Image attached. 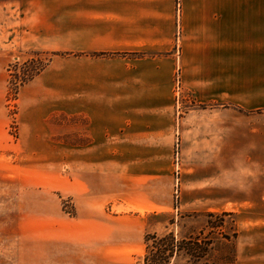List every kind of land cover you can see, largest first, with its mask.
<instances>
[{
    "label": "crops",
    "instance_id": "obj_1",
    "mask_svg": "<svg viewBox=\"0 0 264 264\" xmlns=\"http://www.w3.org/2000/svg\"><path fill=\"white\" fill-rule=\"evenodd\" d=\"M16 52H57L17 89L20 138H47L55 115L78 122L66 164L112 169L113 218L163 213L154 202L173 197L178 215L234 211L244 264V228L264 232V112L231 106L264 108V0H0V145ZM81 188L71 180L62 211H102L105 193ZM147 227L72 225L35 258L138 264Z\"/></svg>",
    "mask_w": 264,
    "mask_h": 264
},
{
    "label": "rangeland",
    "instance_id": "obj_2",
    "mask_svg": "<svg viewBox=\"0 0 264 264\" xmlns=\"http://www.w3.org/2000/svg\"><path fill=\"white\" fill-rule=\"evenodd\" d=\"M49 55L16 52L8 65L6 107L9 123L0 145V264H38L35 254L43 255L40 251L44 249V255H47V248L61 250V246L55 243L65 240L64 231L72 225H103L110 228L116 225L148 226L144 234L142 260L138 264H151L163 259L168 264H236L238 218L234 211H217L213 215H178L174 211L176 202L173 197L169 202H154L160 209H165L163 213L137 218H113V212L109 209L113 192L112 169L106 167L98 171L87 166L81 169L75 164L71 169L66 164L65 130L69 126L70 139H73L78 122L55 115L48 122L53 131L47 138L41 136L36 143L26 136L20 138L16 89L21 85L20 80ZM231 107L239 112H264V108L248 110L238 105ZM20 139L26 146L18 151ZM25 148L30 150L24 151ZM75 157L74 153L73 160ZM173 165L175 187L174 153ZM72 179L74 188L79 185L82 190L83 185L86 192L98 190L105 193L102 211L96 215L84 213V216L74 218L62 211V208L70 214L73 211L65 196L70 191ZM109 230L106 236L116 234L115 229ZM148 233L158 238L169 236L161 241L152 238L146 241L145 235ZM174 245L178 250L169 255L168 248ZM244 264H264V232L256 228H244Z\"/></svg>",
    "mask_w": 264,
    "mask_h": 264
},
{
    "label": "trees",
    "instance_id": "obj_3",
    "mask_svg": "<svg viewBox=\"0 0 264 264\" xmlns=\"http://www.w3.org/2000/svg\"><path fill=\"white\" fill-rule=\"evenodd\" d=\"M55 54H57V52H52L50 55H49V57L45 60V61H43V62H40L39 63V65L38 66H36L35 68H34V70H32V72H30V73H28V74H26L21 80H20V84H22V83H24V82H26V81H28V80H30L31 78H33L41 69H43V67L48 63V61L51 59V57L53 56V55H55ZM9 70H10V68H9ZM11 71V70H10ZM17 90V89H16ZM206 214H208V215H213L214 213L213 212H209V213H206ZM169 235H165V236H163V237H161V238H158L155 234H150V233H148V234H146L145 235V240L147 241V240H149V239H156V240H158V241H161L162 239H164V238H167ZM177 250H178V247H176V245H174V246H172V247H170V248H168V251H169V255H172L173 254V252H177ZM171 252V253H170ZM147 260V259H146ZM151 264H168V262H165V259H163V261H161V260H159V261H154L153 263H151Z\"/></svg>",
    "mask_w": 264,
    "mask_h": 264
},
{
    "label": "built area",
    "instance_id": "obj_4",
    "mask_svg": "<svg viewBox=\"0 0 264 264\" xmlns=\"http://www.w3.org/2000/svg\"><path fill=\"white\" fill-rule=\"evenodd\" d=\"M177 6V4H176ZM179 87H180V78L178 73H176V77H175V91L178 92L179 91ZM179 163H180V150H179V142L178 140L176 141L175 145H174V164L176 166L175 171L177 174V171L179 169ZM177 183V177L175 178V185ZM176 192H175V197H176Z\"/></svg>",
    "mask_w": 264,
    "mask_h": 264
}]
</instances>
